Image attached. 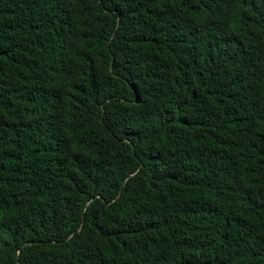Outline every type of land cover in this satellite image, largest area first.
<instances>
[{
	"label": "trees",
	"instance_id": "16d2710c",
	"mask_svg": "<svg viewBox=\"0 0 264 264\" xmlns=\"http://www.w3.org/2000/svg\"><path fill=\"white\" fill-rule=\"evenodd\" d=\"M0 264H264V0H0Z\"/></svg>",
	"mask_w": 264,
	"mask_h": 264
}]
</instances>
